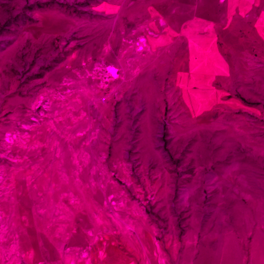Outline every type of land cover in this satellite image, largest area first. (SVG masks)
I'll return each instance as SVG.
<instances>
[{"label": "rangeland", "instance_id": "obj_1", "mask_svg": "<svg viewBox=\"0 0 264 264\" xmlns=\"http://www.w3.org/2000/svg\"><path fill=\"white\" fill-rule=\"evenodd\" d=\"M138 1L0 0V264L18 202L147 217L171 260L264 264V59L174 89L175 59L136 50Z\"/></svg>", "mask_w": 264, "mask_h": 264}, {"label": "crops", "instance_id": "obj_2", "mask_svg": "<svg viewBox=\"0 0 264 264\" xmlns=\"http://www.w3.org/2000/svg\"><path fill=\"white\" fill-rule=\"evenodd\" d=\"M124 8L146 53L175 59L167 63L174 89H233L237 59H264V0H139ZM113 216L83 209L67 220L18 202L10 209V264H218L210 254L171 260L147 217Z\"/></svg>", "mask_w": 264, "mask_h": 264}, {"label": "bare ground", "instance_id": "obj_3", "mask_svg": "<svg viewBox=\"0 0 264 264\" xmlns=\"http://www.w3.org/2000/svg\"><path fill=\"white\" fill-rule=\"evenodd\" d=\"M139 45H144V43H143V40H139V43L138 44H136L135 46H136V50H139V48H138V46ZM143 47V46H142ZM113 65H109L107 68H106V70H107V72H108V76L112 79V78H117L118 77V69H117V67H115V66H113Z\"/></svg>", "mask_w": 264, "mask_h": 264}, {"label": "built area", "instance_id": "obj_4", "mask_svg": "<svg viewBox=\"0 0 264 264\" xmlns=\"http://www.w3.org/2000/svg\"><path fill=\"white\" fill-rule=\"evenodd\" d=\"M113 67V66H112ZM102 100H104V97L102 98Z\"/></svg>", "mask_w": 264, "mask_h": 264}]
</instances>
